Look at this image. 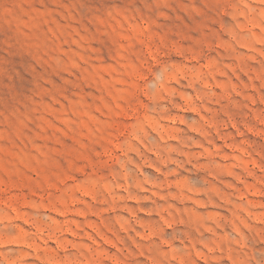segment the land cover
I'll list each match as a JSON object with an SVG mask.
<instances>
[{"label":"rangeland","instance_id":"rangeland-1","mask_svg":"<svg viewBox=\"0 0 264 264\" xmlns=\"http://www.w3.org/2000/svg\"><path fill=\"white\" fill-rule=\"evenodd\" d=\"M0 264H264V0H0Z\"/></svg>","mask_w":264,"mask_h":264}]
</instances>
